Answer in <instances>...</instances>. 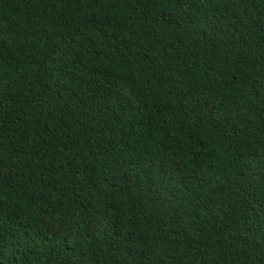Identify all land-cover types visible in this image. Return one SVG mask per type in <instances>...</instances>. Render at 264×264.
I'll return each mask as SVG.
<instances>
[{
  "label": "trees",
  "instance_id": "16d2710c",
  "mask_svg": "<svg viewBox=\"0 0 264 264\" xmlns=\"http://www.w3.org/2000/svg\"><path fill=\"white\" fill-rule=\"evenodd\" d=\"M0 264H264V0H0Z\"/></svg>",
  "mask_w": 264,
  "mask_h": 264
}]
</instances>
